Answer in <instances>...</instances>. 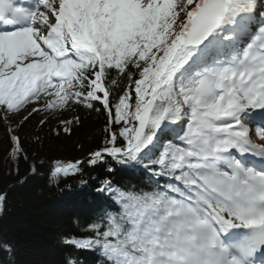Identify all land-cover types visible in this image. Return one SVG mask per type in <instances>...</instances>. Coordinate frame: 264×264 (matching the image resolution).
I'll list each match as a JSON object with an SVG mask.
<instances>
[{
	"label": "snow or ice",
	"instance_id": "6c2138e0",
	"mask_svg": "<svg viewBox=\"0 0 264 264\" xmlns=\"http://www.w3.org/2000/svg\"><path fill=\"white\" fill-rule=\"evenodd\" d=\"M42 96L44 111L99 102L107 138L89 162L142 166L155 185L104 181L116 207L71 248L104 264H264V0H0L2 118Z\"/></svg>",
	"mask_w": 264,
	"mask_h": 264
},
{
	"label": "trees",
	"instance_id": "16d2710c",
	"mask_svg": "<svg viewBox=\"0 0 264 264\" xmlns=\"http://www.w3.org/2000/svg\"><path fill=\"white\" fill-rule=\"evenodd\" d=\"M126 84L122 80L112 90L111 103ZM3 116L0 194L6 199L0 214V264H65L70 254L78 264H102L98 251L74 249L65 241L91 235L87 226L112 210L110 205L116 206L110 194L97 191L104 181H111L116 189H133L143 177L141 170L109 157L97 164L89 162L92 153L105 146L108 116L104 108L99 102L91 109L75 103L68 110L33 111L27 119ZM13 136L20 139L23 150L15 160L11 158ZM80 159L76 174L53 176L55 161Z\"/></svg>",
	"mask_w": 264,
	"mask_h": 264
},
{
	"label": "rangeland",
	"instance_id": "374dc122",
	"mask_svg": "<svg viewBox=\"0 0 264 264\" xmlns=\"http://www.w3.org/2000/svg\"><path fill=\"white\" fill-rule=\"evenodd\" d=\"M24 114H25V111H22V113L19 115V117L22 116V115H24ZM16 155H17V154H15V155L13 154V151L11 152V158H12L13 160L16 159Z\"/></svg>",
	"mask_w": 264,
	"mask_h": 264
},
{
	"label": "bare ground",
	"instance_id": "6f19581e",
	"mask_svg": "<svg viewBox=\"0 0 264 264\" xmlns=\"http://www.w3.org/2000/svg\"><path fill=\"white\" fill-rule=\"evenodd\" d=\"M95 212H96V211H95ZM95 212H94V213H95Z\"/></svg>",
	"mask_w": 264,
	"mask_h": 264
},
{
	"label": "water",
	"instance_id": "95a60500",
	"mask_svg": "<svg viewBox=\"0 0 264 264\" xmlns=\"http://www.w3.org/2000/svg\"><path fill=\"white\" fill-rule=\"evenodd\" d=\"M0 214H1V212H0Z\"/></svg>",
	"mask_w": 264,
	"mask_h": 264
}]
</instances>
